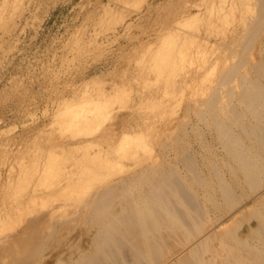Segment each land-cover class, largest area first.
I'll list each match as a JSON object with an SVG mask.
<instances>
[{"label":"rangeland","instance_id":"374dc122","mask_svg":"<svg viewBox=\"0 0 264 264\" xmlns=\"http://www.w3.org/2000/svg\"><path fill=\"white\" fill-rule=\"evenodd\" d=\"M219 2L220 0H0V264H52L53 259L63 258L64 254L66 256L67 249H72L74 244L84 246L86 236L83 233L86 227L79 222L81 212L78 215L77 208L83 209L89 192H95L94 187H98L96 183L101 182L99 186H105L121 179L130 170L147 166L152 155L159 154V144L167 143L166 139L170 141L172 133L175 137H181L178 131L181 127L178 126L186 118L184 114L189 106L188 101L193 97L191 95L196 94L197 86L203 81L205 83L208 79H214L219 60L224 56L231 37L237 34L239 38L242 34L234 48L244 44L242 39L245 40L247 30L241 34L234 30L242 29L241 25L247 19L245 16L255 14L254 0ZM263 36L264 32L255 39L252 47L255 59L251 60L260 61L262 67L264 49L260 52L259 42ZM162 58L165 59L161 61ZM156 59L164 64L163 68L156 70L162 64ZM153 62L156 63L152 67ZM160 73H163L162 77ZM106 101L108 102L104 103ZM96 108L100 114H96ZM131 108L135 109L131 111ZM88 109L91 112L88 113ZM155 113H158V117ZM85 116L90 123L87 120L88 123H84ZM117 121L122 123V127L116 130L120 133L115 136L114 128L110 127ZM81 122L83 128L79 129ZM125 122L130 124L123 126ZM136 126L142 128L140 136L144 144L138 142L141 144L140 150L136 142L140 140L136 139L140 131L136 132ZM131 127L133 131L136 129L133 134L129 133ZM120 130H128L126 139L128 142L131 139L134 144L131 148L128 145L129 150L125 149L126 139ZM108 131H112L114 137L110 142L115 140V145H111L109 149L103 143V137ZM146 131H150V134ZM153 137L155 138L152 139ZM93 138L95 140H91ZM80 139L87 142H78ZM116 142H119L118 145ZM120 143L124 145L121 147ZM67 145L69 151L75 148L77 152L74 154V159L79 163L77 167L69 154L60 149ZM100 145L102 152L99 150ZM135 146L139 150L134 151L137 156L129 155L131 152L126 154V151H131ZM147 148L153 154L148 153ZM95 149L102 156L98 159L101 161L104 158L106 162L98 164L100 161L97 159L95 165L90 160L98 152ZM117 151L120 152L116 154ZM78 154L87 156L89 161L83 162ZM125 154L131 158L126 159ZM92 162L95 165L93 167ZM84 169L86 175L83 176L81 173ZM59 171L60 174L63 172L62 177ZM70 174L74 177L81 175L79 181L67 183L66 178ZM64 184L69 185V188L61 191ZM70 184L75 191H72ZM81 195L87 199L82 196L83 200ZM248 204L251 203L244 205L242 210L249 211L251 208H247ZM239 214L238 210L233 219L236 220ZM73 221L78 222V225ZM230 221L232 220L225 221L220 228L226 222L228 228L229 223L233 224ZM11 241L16 244H11L13 248L10 246ZM18 241L26 246L21 242L18 244ZM35 241L39 243L36 244ZM28 255L35 257L33 259ZM21 256H25L24 260L22 257V261L20 259L17 263ZM28 258H32L30 263Z\"/></svg>","mask_w":264,"mask_h":264},{"label":"bare ground","instance_id":"6f19581e","mask_svg":"<svg viewBox=\"0 0 264 264\" xmlns=\"http://www.w3.org/2000/svg\"><path fill=\"white\" fill-rule=\"evenodd\" d=\"M254 1L256 7L255 14L251 11L254 16L253 14L252 16H245L247 19L245 18L246 21H244L241 25L243 30H234L237 31L238 34H241L242 31L245 32L247 30L245 40H243L244 38L242 39V41H244V44L242 45L241 43L237 48H234V44L238 42V39L242 38V34L241 36H239V38L237 34L234 37H231V39L228 41L229 44L227 45V47L225 46L226 52L224 56L219 60V66L217 68V72H215L214 79H208V81L206 80L207 82L205 83L203 81L204 84L201 82L202 84L197 86L196 94L191 95L193 97L190 101H188L189 106L187 112L184 114L186 118L181 121L178 126L181 127L180 130H178L181 133V137H179L178 135L177 137H175L176 135L173 136V133L170 137L169 134V139H171L172 137L173 138L170 141L166 139V141L168 142L165 144H159V148H161L159 154L157 156H155V154L152 155L153 158L151 159V162H148V164H146L147 166H142L141 168L139 167L140 169H129V173H127L125 176L123 174V177H121V179L106 184L105 186H103L104 184L101 185L102 183L99 182L101 183L100 186L102 188H100L99 183H96V186L98 185L99 188L94 187L95 192H89L90 195L87 193L88 199L86 198V196L81 195V197L83 196L87 200H84L82 197V199L85 201V204L83 206V209L80 208L81 210H78L79 207L77 208V213L79 211L81 212L80 217L78 216L79 222H81L86 227L84 228L85 232L83 233L86 236V242L82 247L74 244L75 246L72 249H67L68 252L66 251V256L64 254L63 258L61 257L53 259L52 264H264V67H262L263 64H261L260 61L251 62V60L255 59V54L253 53V51L255 50L252 48L254 45L253 43L255 42V39L258 37V35L264 32V0ZM219 3H221V0ZM223 3L224 2H222V4ZM186 32H188V30ZM260 40L261 42H259V50L261 52L264 49V36ZM201 43L203 44V42ZM197 46L199 47L200 45ZM163 59L165 58H162L161 61ZM260 60H262V58ZM155 63L153 62L152 67L153 65H155ZM149 64H151V62ZM203 66L204 65L202 64V67ZM163 67L164 64L162 63L161 67H156V70ZM152 69L155 70L154 68ZM144 72H146V70ZM154 73H152V75ZM160 74H162V77L163 73ZM158 78L160 77H157V79ZM150 99L151 98L149 97V100ZM162 99L165 100L164 98ZM147 101L148 100H145V102ZM107 102L108 101L104 103ZM96 105H94V107ZM156 106L157 103L155 102V109ZM100 108L101 107H99V109ZM134 109L131 108V111H133ZM95 110L96 114H100L97 113L99 111L98 108H96ZM88 111L89 109L87 110V112ZM152 111L150 112L153 113ZM100 112H102V110ZM157 114L155 113V115L158 117ZM83 115L85 114L83 113ZM86 118L87 117L85 116L84 123L89 122V120H87ZM120 118H118V121L120 120ZM117 123L110 127L111 129L114 128V133L112 131H108L103 137V143L109 146L108 149L111 145H115V140H112V142H110L111 138L113 137L112 133L114 135L116 133H120L116 130H119V128L122 127V123ZM82 124V122L79 123V129L83 128ZM128 124L130 123L125 122L123 126ZM183 125L186 126V128ZM136 127L137 130L134 129V131H140L138 133L139 136L137 135L138 138L136 139L141 140L142 128L141 126ZM162 128L165 129L164 126ZM122 129H124V127ZM129 130V133L133 134L132 132L134 131L132 130V127ZM156 130H158V128ZM120 131L121 133H124V136H122L126 139L125 135L126 133H128V130ZM148 132L150 134V131ZM175 132L177 133V131ZM154 138L155 137H153L152 139ZM123 139L121 141L123 143L126 141L125 143L127 144L125 146V149L127 147L129 148L128 145H130V148L134 145L132 144L133 142L131 139H129V141H131L132 143L128 142L127 139H124L125 141ZM91 140H95V138ZM140 140H136L139 146V150L141 148V144L139 145V143L144 144L143 139L142 142ZM79 141L81 143L87 142L85 140L81 141V139L78 140V142ZM121 141L119 140V142ZM118 143L116 142L117 145ZM120 144L121 147L124 145L122 143ZM80 145L78 144V146ZM136 147L137 146H135V148H132L133 150L131 149V151H126V154H129V152H131L129 155H136V153L134 154V151H137ZM68 148L69 146L67 145L62 146L60 149L62 152L66 151V153L69 154V158H71L72 162L74 161V165H76L75 167H77L79 164L78 160L74 159V154H77V152L75 148L71 151H69ZM99 148V150L101 151L103 149L102 145H100ZM148 149L150 148H147L146 151L149 153L151 149ZM99 150H96L98 152L95 155L93 154V158H90V160H93L94 164L99 156L102 158V156L98 154ZM86 152L87 150L85 151V153ZM119 152L117 151V153H115L118 154ZM124 153L125 151H123V155ZM70 154L72 155V157ZM126 154L124 156L126 159H128V157L131 158V156L129 155L126 157ZM80 155L79 156L83 160V162L87 160L89 161V158H87V156L85 157V155ZM134 158L136 157L134 156ZM116 159L117 158L115 157V160ZM98 161L100 160L98 159ZM106 161L103 158L100 162H98V164ZM93 162L91 166L93 165ZM144 162L147 161L144 160ZM91 166L87 167H90L92 169L93 166ZM104 166H109V164H106ZM100 167L98 169H100ZM85 171V169L82 170L81 174H83V176L86 175L84 173ZM74 172L75 171H73L72 173L75 174ZM77 172L79 173V171ZM61 174H63V172H61ZM106 176L104 179H106ZM79 177H74V175H71L66 178L68 180L67 183H76L77 181H79ZM65 184L63 187H61V191L62 189L64 190L69 188V185ZM72 186L74 187V185ZM95 188L98 189L95 190ZM72 191L75 190L72 189ZM49 197H51V195L48 196V199ZM68 197L70 198V195ZM249 202L251 204H248L247 208L251 209L249 211L242 210V207ZM238 210L240 214L239 217L235 220L233 219V217L238 212ZM242 212L244 213L242 214ZM229 219L232 220L230 222L233 224L230 225L229 223L227 228L226 222V225H223L224 227L220 228L221 224H225V221ZM74 223L77 224L78 222ZM234 224L236 225L235 227L233 226ZM56 228L58 229V227ZM62 228L63 227H61V230ZM46 234L47 233H45L44 237L46 236ZM40 235L43 236L41 232ZM18 236L20 237V235H17V237ZM39 238L38 241L41 242L42 239L40 238L41 240H39ZM24 239L27 238L25 237ZM45 239H47V237ZM21 240L24 241L23 238ZM19 242L21 241H18V244ZM47 243L49 242L47 241ZM11 244L16 245L12 241L10 243V246L12 247ZM23 245L26 246L24 243ZM27 254H29L28 251ZM39 255L41 256V254ZM22 257L23 256H21L20 258L18 257L17 261ZM24 257L22 258L23 260ZM29 257H32L34 259L35 256ZM31 259L28 258V260H30L29 263L31 262ZM14 260L15 259H13V261ZM19 262L20 261H18L17 263Z\"/></svg>","mask_w":264,"mask_h":264}]
</instances>
